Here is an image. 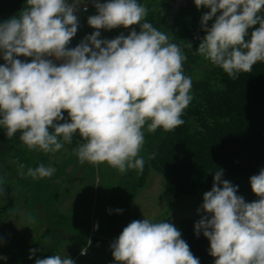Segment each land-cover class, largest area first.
<instances>
[{
  "label": "clouds",
  "instance_id": "9594fccd",
  "mask_svg": "<svg viewBox=\"0 0 264 264\" xmlns=\"http://www.w3.org/2000/svg\"><path fill=\"white\" fill-rule=\"evenodd\" d=\"M79 3L26 0L17 16L0 22V51L6 62L0 65V126L8 138L19 132L28 149L44 153L59 151L62 141L71 143L78 133L84 142L74 151L81 164L106 163L121 173L143 171L145 127L155 133L184 124L181 117L192 100V79L184 73L187 57L165 31L145 20L148 10L138 0H94L97 14L87 23L96 31L70 49L79 27ZM194 3L197 9H210L200 21L206 33L197 47L200 56L233 79L264 62V0ZM135 25L139 32L133 28L127 36L99 38L100 29ZM19 56L31 57V62ZM54 172L40 164L27 175L40 179ZM250 185L259 199L249 203L218 170L211 190L203 195L205 215L194 229L210 242L214 264H264V169L250 177ZM110 248L117 264H200L170 222L133 220ZM85 254L86 248L81 250ZM35 264L74 261L51 255Z\"/></svg>",
  "mask_w": 264,
  "mask_h": 264
},
{
  "label": "trees",
  "instance_id": "16d2710c",
  "mask_svg": "<svg viewBox=\"0 0 264 264\" xmlns=\"http://www.w3.org/2000/svg\"><path fill=\"white\" fill-rule=\"evenodd\" d=\"M152 2L138 0L147 7L150 15L145 20L160 31L167 30L169 41L179 45L186 55L185 64L189 70L185 71V75L192 79V100L181 117L183 125L172 131L157 129L148 135L143 149V171L134 170L121 177L122 185L118 186L123 188L117 195L121 196L120 202H129L130 193L142 185L149 169L162 175L170 204L180 202L182 197H198L210 191L214 173L218 170L222 171V179L238 186L237 195L242 196L245 202L257 201L259 197L252 192L250 177L264 169V62L255 64L251 72L238 73L235 79L229 77L222 68L197 53L199 42L206 35L201 27V17L210 9H197L194 0H179V5L173 9H170V0H165L155 9ZM26 6V0H0V22L17 16ZM93 7L94 3L90 9ZM214 20L209 21L207 27H211ZM108 33L111 36V30ZM67 47L76 46L70 41ZM196 69L199 77L195 73L191 75ZM64 116L68 119L67 112ZM19 136L17 132L14 137L8 138L6 129L0 126V215L3 217L10 215V209L17 200H30L33 187V178L27 175L28 170L24 171L21 167L27 160H21L13 153L23 143ZM83 142L78 133L71 143L62 141L68 154L64 166L71 165L72 160H79L74 149ZM45 156L47 154L35 160L30 168L44 164ZM20 170L24 174H19ZM39 196L43 197L42 194ZM45 205L47 218L54 228L72 231V222L60 213L57 206ZM203 215L204 212L194 218H182L178 222V230L200 264H214L215 258L209 254L210 242L202 232L197 236L194 229ZM82 225L78 223L74 227ZM105 232L101 231L103 234H99L100 237H106ZM71 235L63 233L55 240L43 237L32 245L31 250L36 251L30 254L32 258L27 264H35L37 259L53 255L60 243L70 239ZM87 243L89 241L85 245Z\"/></svg>",
  "mask_w": 264,
  "mask_h": 264
},
{
  "label": "rangeland",
  "instance_id": "374dc122",
  "mask_svg": "<svg viewBox=\"0 0 264 264\" xmlns=\"http://www.w3.org/2000/svg\"><path fill=\"white\" fill-rule=\"evenodd\" d=\"M103 1L100 3H104ZM164 1L153 0L152 6L155 9ZM179 3V0H170V9L177 7ZM172 12L170 10L171 15ZM96 14L97 10L93 7L87 14L78 17L79 27L71 39L75 46L96 31L87 23L88 17ZM147 16H150L149 13ZM133 28L138 32L139 25L127 29L121 27L118 31V28L112 29L111 36L108 33L110 30L100 29L99 38L113 39L121 34L127 36ZM17 58L24 62H31L32 59L24 56ZM4 62L3 53L0 51V65L5 64ZM186 70L189 69L184 63V73ZM193 73L199 77L197 69L191 75ZM144 134L146 140L150 134L146 127ZM143 149L144 145L140 152L141 157H144ZM13 153L21 157V160H27L22 168L24 171L39 157L47 154L43 165L54 168L55 172L51 177L33 179L30 200L19 199L10 209L9 216L0 215V257H6L0 259V264H27L33 244L43 237L55 240L63 233L72 234V237L62 241L53 255L70 257L74 264H117L110 245L133 220L147 218L152 222H170L178 229V222L182 218H194L203 213V195L182 197L180 202L174 201L170 204L171 199L165 190L162 175L152 169L146 172L142 185L132 190L129 202L122 203L121 196L117 195L123 186L118 185H122L121 177L129 175L134 171L132 169L121 173L106 163L96 166L88 162L81 164L79 160H72L71 165L64 166L68 158L64 146L55 153H44L38 149L30 150L22 143ZM22 170L18 171L21 175L24 174ZM39 194L43 197L40 198ZM44 203L52 208L57 206L60 213L72 222V231L62 227L54 228L47 218ZM78 223L83 225L75 228L74 225ZM95 225L98 228H94ZM101 231H106V237H100L99 234H103ZM87 241H90L88 252L85 257H81L79 253Z\"/></svg>",
  "mask_w": 264,
  "mask_h": 264
},
{
  "label": "built area",
  "instance_id": "2783aa9c",
  "mask_svg": "<svg viewBox=\"0 0 264 264\" xmlns=\"http://www.w3.org/2000/svg\"><path fill=\"white\" fill-rule=\"evenodd\" d=\"M68 2L72 3V0H68ZM93 3H94V0H81V3L76 5L78 11L75 14L77 15V17L82 16L83 14L87 13L90 10ZM49 59H53L54 63H57V64L60 63V61H57L54 58H49ZM4 63H6V62H4ZM88 244L89 243H87L83 247V249L86 248V253L88 252V248H87ZM80 256H84V255H81V251H80Z\"/></svg>",
  "mask_w": 264,
  "mask_h": 264
},
{
  "label": "crops",
  "instance_id": "0c3cea01",
  "mask_svg": "<svg viewBox=\"0 0 264 264\" xmlns=\"http://www.w3.org/2000/svg\"><path fill=\"white\" fill-rule=\"evenodd\" d=\"M80 254V253H79ZM80 256V255H79ZM86 256V254L84 255V256H81V257H85Z\"/></svg>",
  "mask_w": 264,
  "mask_h": 264
}]
</instances>
